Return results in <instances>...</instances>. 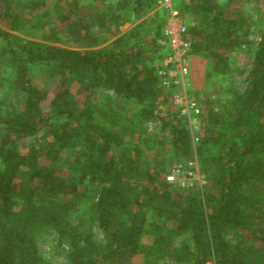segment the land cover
<instances>
[{
  "label": "trees",
  "instance_id": "obj_1",
  "mask_svg": "<svg viewBox=\"0 0 264 264\" xmlns=\"http://www.w3.org/2000/svg\"><path fill=\"white\" fill-rule=\"evenodd\" d=\"M54 1L0 0V57L10 76L0 73V264H52L39 246L46 233L68 246L70 264H135L139 256L145 264H264V36L243 93L224 100L219 92L212 102L220 110L208 107V115L193 95L201 120L194 135L156 68L170 51L157 40L165 19L152 41L142 26L120 36L125 8L137 18L157 0H120L108 11L102 0H58L63 11ZM180 12L191 57L206 56L211 75H231L254 25L242 0H181ZM82 40L94 46L76 49ZM35 67L54 84L35 85ZM99 89L136 103L110 123L121 119L142 143H154L146 125L164 104L176 159L154 167L140 141L128 144L105 124L91 99ZM195 156L206 186L168 181Z\"/></svg>",
  "mask_w": 264,
  "mask_h": 264
},
{
  "label": "rangeland",
  "instance_id": "obj_2",
  "mask_svg": "<svg viewBox=\"0 0 264 264\" xmlns=\"http://www.w3.org/2000/svg\"><path fill=\"white\" fill-rule=\"evenodd\" d=\"M78 1L84 5H93L94 2L93 0ZM218 1L220 3L226 2V0ZM162 2H165V0H157L155 4L156 6L154 5V9H148L150 12L137 18L133 16L130 9L125 8L126 10L122 11V13H124L125 17L130 21H127L123 26L120 27V36L130 33L134 29L142 26L141 32L143 38L148 41L154 40L156 38L155 34L153 33V30L155 29V23L157 21L161 22L165 19L166 24L170 14L169 10L161 5ZM170 2L172 8L180 12L181 0H170ZM120 4H122L120 0H102V7L104 6L103 9L105 11H108V9H117ZM52 6L58 11H63V8L58 3V0H55L52 3ZM242 7L244 13L254 19V25L248 37L249 45L239 48L233 55L232 65L234 70L231 75L227 76L226 78L211 75L210 64L206 56H190L189 87L187 90L189 92L188 94L192 97L193 95L197 96L199 99V106L204 108V115H208V107L210 108L213 106L215 110H220L221 104L218 105L212 102L217 100L219 97V92L222 91V99L224 98V100H229L233 99L236 93H243L248 87V76L253 65V52L256 48V45L260 41V38L264 36V0H242ZM157 17H159V19ZM182 18L183 23L189 24L187 19H185L183 16ZM2 28L3 27L0 25V30ZM157 40L159 42L161 39L158 38ZM1 46L2 40H0V48ZM91 46H94L92 41L82 40L77 43L76 49L85 50ZM0 60L3 61V63L0 64V73L6 77H10L9 74H7L5 68L6 60H4L2 57H0ZM30 75L33 83L39 87L47 88L54 84L48 73L38 67L32 68ZM174 91L175 92H171L174 94L184 93V90L181 88ZM2 94V91H0V99L3 96ZM91 99L96 110H99L104 114L106 111L105 117H101L102 120L104 119L105 124L110 125V127L112 126L115 131H118L120 134H122L128 144L138 141L142 143L138 131H136V134L133 131H129L128 128L124 126V122L121 121V119H117V123H114V125L110 123V118H112L110 115H113V112H115L116 115L122 116L123 118L135 113L137 111V106L134 101L123 100L113 92L103 89H99L95 95H91ZM155 114V119L146 125L147 134L152 137L154 143L151 145L148 141H145L142 143V147L145 151L146 158L153 162L154 167H158L159 164H163L161 167H164L167 164L166 162L176 159L173 157V151L169 141L170 137L168 136L167 132L165 133L166 129L170 127V121L172 120V117L168 115L169 113L167 111V107L164 104H161L157 107ZM98 118H100L99 115ZM187 118V120H184L185 123L187 122L189 125L191 133L196 135L200 130L196 132L193 129L191 122L197 120V123L199 122L200 124L201 120H199L198 117H195L192 113L188 115ZM192 160L197 164L199 163L197 156H195ZM171 168L172 165L168 164L166 166V171ZM28 177L29 170L27 168H22L19 172V178L25 181ZM202 184L206 186L207 182L205 179L202 180ZM178 192L185 193L186 191L184 190ZM97 234L98 238H101L99 231H97ZM185 239H187V237ZM144 242L148 244L151 242V239L146 237ZM39 246L42 254L46 259L50 260L52 264H70L67 258L68 246L66 244H59L54 235H49L46 233L41 236V239L39 240ZM135 264H145L143 256L137 257ZM170 264L178 263L170 262Z\"/></svg>",
  "mask_w": 264,
  "mask_h": 264
},
{
  "label": "built area",
  "instance_id": "obj_3",
  "mask_svg": "<svg viewBox=\"0 0 264 264\" xmlns=\"http://www.w3.org/2000/svg\"><path fill=\"white\" fill-rule=\"evenodd\" d=\"M161 5L169 10V18L164 26L165 37L159 44L169 48L168 55L159 63L156 68L159 73L161 85L166 90L183 89L184 93H173V102L183 115L200 114L198 103L188 93L190 75V52L192 43L186 39L189 31V24L183 23L179 11L174 10L170 0H165ZM193 129L200 130L197 120L191 122ZM203 178V179H202ZM169 182L178 183L182 188L201 189L204 184L203 175L200 173L198 164L191 160L186 165L173 167L171 174L167 177Z\"/></svg>",
  "mask_w": 264,
  "mask_h": 264
}]
</instances>
